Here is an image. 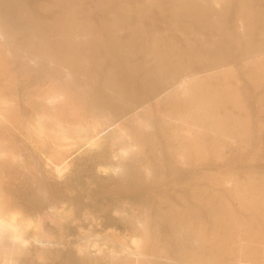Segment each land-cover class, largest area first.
Segmentation results:
<instances>
[{
  "label": "rangeland",
  "instance_id": "1",
  "mask_svg": "<svg viewBox=\"0 0 264 264\" xmlns=\"http://www.w3.org/2000/svg\"><path fill=\"white\" fill-rule=\"evenodd\" d=\"M7 1H18L37 20L45 22L34 29L40 33H53L57 26L52 21L63 12L52 5L53 0ZM82 1L77 14L103 37L96 40L103 69L116 70L114 64L119 60L107 54L105 44H132L128 65L136 68L145 59L141 47L149 43L151 36L159 37L155 41L157 52L163 54L170 48L183 64L193 68L201 70L205 62H226L223 73L200 74L205 76L210 90L218 94L215 98L223 100L214 107L227 108L245 121L244 134L229 143L222 139L209 142L203 136L204 150L191 148L183 161L173 159L161 136V113L169 107L159 100L164 94L153 95V73L135 70L125 72L122 81L126 91L146 100L153 155L134 153L117 140L109 141L107 132L102 131L96 142L70 148L67 165L56 171L46 163L47 151L37 144V138L11 124L5 129L0 124V139L5 147L0 156V205L27 223L13 241L0 231V259L5 254L8 264H132L135 259H139L137 264L142 259L143 264H165L166 259L186 264L174 246L175 239L179 242L181 236L171 235L169 224L193 217L203 220L204 227L209 228L208 201L216 207V215L226 218L230 212L241 222L240 237L255 242L264 239V89L256 88L251 77L253 65L240 55L247 43L257 39L236 45L225 36L239 35L243 28H249L254 37L264 34V18L259 17L264 15V0H195L197 6L192 5L193 0ZM208 11L216 20L209 19ZM5 13L0 6V15ZM16 38L17 43H26L22 32ZM109 51L117 53L119 49L115 46ZM13 73L9 75L17 74L19 78L16 85L27 91L43 89L50 83L49 73L40 66ZM229 94L239 104L230 101ZM180 144L187 147L185 140ZM235 193L243 195V205L238 204ZM137 216L145 227L143 234L134 221ZM35 231L47 234V242L35 240ZM141 236L145 239L138 250L133 240ZM188 239L183 240L180 254L191 259L209 252L208 241H204L205 248H194ZM151 252L152 259L147 257Z\"/></svg>",
  "mask_w": 264,
  "mask_h": 264
},
{
  "label": "bare ground",
  "instance_id": "2",
  "mask_svg": "<svg viewBox=\"0 0 264 264\" xmlns=\"http://www.w3.org/2000/svg\"><path fill=\"white\" fill-rule=\"evenodd\" d=\"M80 2L81 0H53L52 5L61 8L63 12L54 17L52 25L57 27L53 33L48 34L34 31L45 25V22L37 20L28 9L17 4L18 1L12 3L0 0V6L6 10L4 15H0V83L3 85L0 86L4 88L0 90V124L4 129L11 124L27 135L37 138V144L47 151L46 163L51 164L54 170L59 171L67 165L66 157L70 148L96 142L102 131L107 132L109 141L117 140L124 148H129L134 153L145 151L149 156L153 155L154 141L149 139L148 135L151 126L146 100L126 91L122 81L125 79V72L134 70L143 74L153 73V95L158 97L164 94L159 100L169 107L161 113V136L168 144L173 159L183 161L185 153L191 148L199 152L204 150L203 136H206L209 142L222 139L229 143L235 142L244 134L245 121L227 108L214 107L222 104L223 100L215 98L218 94L210 90L205 76L200 74L201 71H208L207 75L223 73L227 70L226 62H205L201 70L193 68L189 64H183L178 54L170 48L163 54L157 52L155 41L159 37L151 36L149 43L141 47L145 59L141 60V64L136 68L128 65V57L132 56L129 50L133 47L132 44H105L107 54L117 56L119 60L114 64L117 66L116 70L111 67L103 69L96 44V40L103 37L84 17L77 14ZM192 5L197 6L195 0ZM43 6L46 7L45 4ZM202 7L206 5L203 4ZM208 14L210 20H216L209 11ZM246 14L245 17L248 16ZM259 17L262 19L264 15L260 14ZM139 28L144 32L141 26ZM18 32L23 33L26 43L16 42ZM225 36L232 38L236 45L240 41L257 39L255 43H247V49L240 55L244 61L249 60L253 65L251 77L256 83V88L260 91L264 89V34L254 37L249 28H243L239 35ZM115 46L119 51L110 52L109 49L112 50ZM38 66L50 75V83L43 89L24 90L16 85L19 79L17 74L14 77L9 75L10 72L36 70ZM12 94L14 98L10 97ZM262 94L264 96V91ZM229 95V100L233 101L232 94ZM234 103L239 104V101ZM151 134L153 136V133ZM181 140L187 142V147H181ZM2 141L0 139V156L5 150ZM224 181L230 182L228 179ZM261 188L264 190V187ZM234 195L238 204L243 205V195ZM205 205L211 213L209 228L204 227L203 220L193 217L170 222L171 235L181 236L179 242L176 239L174 241L178 256L187 261L186 264H264V239L255 242L240 237V221L230 212L226 218L216 215V207L210 201L205 202ZM9 219H15V222ZM134 221L139 231L145 233L141 218L137 216ZM26 224L15 212H8L0 205V231L5 232L10 240L19 238ZM187 237L194 248H205L204 241H208L209 252L191 259L186 254H180L183 240ZM34 239L47 242L48 235L35 231ZM144 239L145 236H141L138 240H133L136 249H141ZM149 254L147 257L152 259V252ZM7 259L9 261L3 254L0 264H8ZM135 260L132 264L139 263V259ZM140 263L143 264L144 259ZM164 263L174 264L168 259Z\"/></svg>",
  "mask_w": 264,
  "mask_h": 264
}]
</instances>
